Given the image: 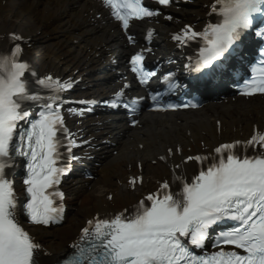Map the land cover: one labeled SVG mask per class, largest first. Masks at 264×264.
I'll return each mask as SVG.
<instances>
[{
	"label": "snow or ice",
	"instance_id": "snow-or-ice-1",
	"mask_svg": "<svg viewBox=\"0 0 264 264\" xmlns=\"http://www.w3.org/2000/svg\"><path fill=\"white\" fill-rule=\"evenodd\" d=\"M158 2L170 5L172 0ZM102 3L110 8L123 29L129 27L132 19L162 15L147 7L145 0H120L119 4L117 0H102ZM213 14L220 19L203 32H195L189 26L174 37L182 44L198 37L206 42L195 62V70H207L205 75L224 67V61L245 30L253 28L254 21L259 19L264 24V0H214L209 15ZM254 35L264 40V27L255 29ZM9 39L19 41L21 37L13 34ZM21 54L19 44L10 52H0V264H42V246L24 229L19 215L22 213L31 224L47 226L57 223L63 212V204H54V198L63 200V194L58 189L46 193L45 189L58 185L60 176L67 171L66 166H57L62 159L58 150L62 145L56 125H60L65 136L69 133L63 128L59 105L54 107V102L60 99L56 93L70 88L71 83H59L51 77L38 79L36 82L53 95L41 105L37 118L30 120L25 103L35 104L45 98L30 93L28 81L23 79L30 69L19 59ZM260 56L262 59L252 65L253 73L257 64L264 66V49ZM144 58L142 53L131 57L132 71H137ZM142 71L143 76L137 74L142 85L156 76L154 71ZM166 79L172 90L181 87L174 82V74ZM127 87L125 84L124 88ZM124 88L106 103L112 108L127 107L130 113L134 112L138 100L125 103ZM239 92L244 96L264 94V71L245 79ZM150 98L159 102L156 95ZM79 103L91 105L95 101ZM20 121H26L27 127H22ZM75 146L68 142L69 153ZM249 147L259 151L246 155ZM15 156H23L27 161L22 205L13 188L12 174L6 171L13 167ZM71 159L78 158L69 156ZM192 160L205 167L190 182L174 175V182L181 186L179 192L167 191L170 184L164 182L157 192L141 200L130 216L122 212L107 219L89 220L79 241L71 246L75 252L63 264H264V132L254 129L247 141L221 144L214 149V155L189 156L185 163ZM139 179H130L129 183ZM229 221L233 222L232 226L219 232V239L212 245L217 251L197 255L190 250V246L202 249L208 229ZM182 237L187 238L186 242Z\"/></svg>",
	"mask_w": 264,
	"mask_h": 264
},
{
	"label": "bare ground",
	"instance_id": "bare-ground-1",
	"mask_svg": "<svg viewBox=\"0 0 264 264\" xmlns=\"http://www.w3.org/2000/svg\"><path fill=\"white\" fill-rule=\"evenodd\" d=\"M212 1L188 0L175 5L169 12L171 20L163 18L153 26L155 53L166 55L173 51L170 32L186 24L203 25L209 18ZM137 29L144 27L137 25L134 30ZM38 30L40 35L36 33ZM9 33L31 38L27 44L33 42L34 46L26 47V54L30 55L33 50L43 54L44 59L38 64L41 72L68 69L67 76H85L88 81H82L81 86H87L86 93L96 95L108 93L116 86L114 69H125V62L121 60L133 48L127 45L117 24L108 20L106 11L94 0H0L2 50L8 48ZM114 59L117 67L112 69ZM120 116H102L81 127L76 123L77 130L84 127L87 137L98 130L105 134L98 138L106 137L116 142L115 150L119 152L116 155L107 148L92 149L102 163L97 181L86 186L83 181L75 180L68 186L72 209L62 226L42 229L19 216L24 229L42 246V264H52L65 253L87 220L135 203L164 176V164L169 175L170 171L191 173L194 164L185 163V157L196 151L211 150L223 139H246L254 128L264 127V98L242 99L198 113L146 115L140 128H130ZM139 165L148 180L143 187L129 183L139 174Z\"/></svg>",
	"mask_w": 264,
	"mask_h": 264
},
{
	"label": "rangeland",
	"instance_id": "rangeland-1",
	"mask_svg": "<svg viewBox=\"0 0 264 264\" xmlns=\"http://www.w3.org/2000/svg\"><path fill=\"white\" fill-rule=\"evenodd\" d=\"M38 34H39V33H38ZM48 39H49V38H48ZM50 41H51V39H50ZM36 56H37V57H36L35 59L38 60L37 63H39L40 61H43L44 58H43V56H42L41 53L36 54ZM37 58H38V59H37Z\"/></svg>",
	"mask_w": 264,
	"mask_h": 264
}]
</instances>
